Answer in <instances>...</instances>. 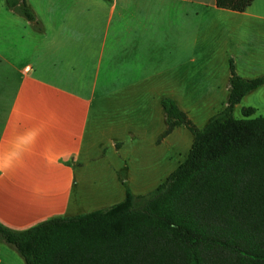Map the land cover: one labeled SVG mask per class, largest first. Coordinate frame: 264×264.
Here are the masks:
<instances>
[{
    "label": "crops",
    "instance_id": "1",
    "mask_svg": "<svg viewBox=\"0 0 264 264\" xmlns=\"http://www.w3.org/2000/svg\"><path fill=\"white\" fill-rule=\"evenodd\" d=\"M26 1L40 23L0 0V148L28 129L40 133L23 166L0 178V222L12 229L111 206L127 187L155 189L185 130L162 137V100L195 123L228 95L231 63L243 78L264 76V0L244 11L217 0ZM249 95L242 113L263 116L264 84L242 100ZM101 166V194L90 201L80 186ZM0 264L26 263L0 239Z\"/></svg>",
    "mask_w": 264,
    "mask_h": 264
},
{
    "label": "trees",
    "instance_id": "2",
    "mask_svg": "<svg viewBox=\"0 0 264 264\" xmlns=\"http://www.w3.org/2000/svg\"><path fill=\"white\" fill-rule=\"evenodd\" d=\"M7 7L36 22L26 0ZM254 0H217L244 11ZM36 23H40L37 21ZM264 84L231 63L224 108L199 128L170 98L167 128L186 127L193 142L185 160L155 189L88 212L55 216L16 230L0 222V239L26 264H264V116H234L242 98ZM128 169L119 175L127 184Z\"/></svg>",
    "mask_w": 264,
    "mask_h": 264
},
{
    "label": "rangeland",
    "instance_id": "3",
    "mask_svg": "<svg viewBox=\"0 0 264 264\" xmlns=\"http://www.w3.org/2000/svg\"><path fill=\"white\" fill-rule=\"evenodd\" d=\"M226 98H227V96H226ZM226 98H223V97L214 98V101H213L214 107L208 111L201 112L200 116L198 117V121L195 123L193 122V123L199 128L204 127L207 119H209L210 117L216 115L221 110H223ZM249 105H251L250 95L241 101V107H238L237 109H235L234 116L237 118H244V115L242 113V108L244 106L246 107ZM259 115L264 116V110H262V111L260 110V112L256 113V116H259ZM184 128H185V130L178 137V149H177L178 154H177V159L174 158V161H173V168H172L173 171L178 167L179 163L183 160L184 156L187 154V152L189 151L191 144H192L193 135L186 127H184ZM100 164H102V163H100ZM103 171L104 170H103L102 166L100 168L98 167V168H95V169L88 171L87 175L84 177V180L81 183L80 190L84 194H86V196H88V198H90L89 199L90 201L96 195L101 194L100 193L101 187H102L101 184L103 181V178H101V173ZM161 175L164 178L166 177L164 173H162ZM95 184H97V185H95ZM104 187L105 186H103V188ZM90 206L92 207L93 204H90ZM85 212H87V211H85ZM80 213H83V212H80Z\"/></svg>",
    "mask_w": 264,
    "mask_h": 264
},
{
    "label": "clouds",
    "instance_id": "4",
    "mask_svg": "<svg viewBox=\"0 0 264 264\" xmlns=\"http://www.w3.org/2000/svg\"><path fill=\"white\" fill-rule=\"evenodd\" d=\"M39 134L37 129H28L10 138L0 148V178L23 166L25 155L33 149Z\"/></svg>",
    "mask_w": 264,
    "mask_h": 264
}]
</instances>
